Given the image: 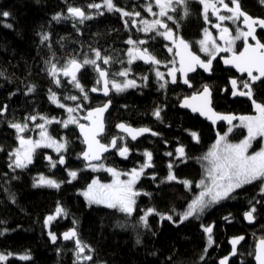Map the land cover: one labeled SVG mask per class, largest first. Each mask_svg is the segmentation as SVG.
<instances>
[{"label":"trees","instance_id":"1","mask_svg":"<svg viewBox=\"0 0 264 264\" xmlns=\"http://www.w3.org/2000/svg\"><path fill=\"white\" fill-rule=\"evenodd\" d=\"M103 1L0 0V13H10L6 18L0 17V73H3L0 75V109L7 106L2 111L4 114L0 113V232L3 233L0 235V253L12 254L0 264H218V260L230 252L229 239L237 236L245 239L237 257L229 264H254L255 243L264 239V194L260 192L259 181L235 190L233 198L215 204L198 219L190 217L180 223L179 215L199 191L196 183L203 175L201 158L227 129L223 125L214 129L198 116L180 109L179 104L183 98L199 93L204 85H208L215 111L238 117L256 115L252 100L231 97L230 81L236 79L239 90L247 91L242 87V82L247 79L224 69L220 59L228 54L219 53L210 77L198 71L188 78L191 89L180 83L177 74V83L168 81L161 89L163 82L154 75L152 64L146 65L139 60L128 64L127 41H147L140 47L148 48L162 64H169L174 59L173 51H168L170 43L156 32L141 31L129 16L88 7ZM113 3L124 11L139 12V19L148 17L143 0H113ZM239 5L246 14L264 19L261 0H239ZM69 6L81 8L92 18L80 23L68 14ZM174 7L176 11H168L173 20L166 16L164 21L178 38L189 44L193 52L207 61L209 57L199 52V41L206 27L202 5L197 0H189V15L186 17L183 5ZM101 12L103 15L99 14ZM57 15L61 18L54 20ZM8 24L12 27H7ZM45 34L49 39L42 42ZM257 37L264 43V32H258ZM242 46L241 38L236 41L235 51ZM94 50H99L101 57H111L109 64H104L102 59L97 60V64L108 72L109 79L114 76L122 79L115 73L130 68L131 78L143 81V77H147V80L124 92L111 90L110 96L102 99L90 92L91 88L98 87V72L92 65H85L77 75L84 94L69 83L70 77L58 74L56 78L61 84L56 85L48 71L51 64L61 68L73 58L78 62L92 59ZM252 91L253 99L264 104V79L252 85ZM52 93L56 94L57 104L49 98ZM85 93L87 100L83 98ZM69 96H77L78 99H66ZM106 100L111 101V105L105 116V134L100 140L109 144L114 137L123 139H118L116 150L105 155L101 163L127 172L145 163L146 151L152 153V167L145 168L136 183V191L141 194L136 197L135 211L131 216L116 209L89 205L79 194L94 177L103 182H108L111 177L106 171L86 169L87 165L80 160L84 147L76 124L67 128L63 126V121L68 118L65 107L76 109L73 113L79 122V117L87 110L103 105ZM157 108L161 110L160 119L153 115ZM33 116L36 122L40 117L54 118L47 129L56 141L67 142L66 150L61 154L65 159L63 165L58 163L60 157L57 158L52 150L37 148L33 163L26 169L9 167L13 159L10 153L18 147L17 132L9 124H31L34 121L30 117ZM120 122L149 128L158 135L130 142L116 132V125ZM192 132L198 135V142L190 135ZM26 135L30 136V133ZM245 136L244 128L234 127L227 140L237 143ZM124 145L129 148L127 158L120 156L118 151ZM181 146L185 157L178 158L176 149ZM260 146L258 139L251 151L258 150ZM53 162H57L56 167L51 166ZM170 163L177 181H166ZM69 171L77 172V178L71 183L68 182L71 179ZM41 174L62 182L60 188L34 187V180ZM183 180L191 181V185L186 188L178 182ZM58 205L65 214L46 225V218L55 214ZM253 207L256 209L254 223L247 226L243 215ZM150 208L160 215H149V227L145 228L139 218ZM168 215L173 217V221L161 219V216ZM202 225L213 227L211 246H208V234ZM70 228L75 229L77 238L89 246L79 261L74 241L63 242L60 237ZM49 232L56 234L55 243ZM138 239L140 243H137ZM20 255H28L30 259L21 260ZM83 255H91L92 260L84 261Z\"/></svg>","mask_w":264,"mask_h":264},{"label":"snow or ice","instance_id":"2","mask_svg":"<svg viewBox=\"0 0 264 264\" xmlns=\"http://www.w3.org/2000/svg\"><path fill=\"white\" fill-rule=\"evenodd\" d=\"M188 2L189 0H155L156 6L160 9L158 15L159 16H167L168 20H173L171 15H168V11H176L174 5H183L184 6V16L189 15L188 10ZM264 3V0H261ZM203 6V15L204 19L208 20L209 9L212 10V14L216 15L219 21L223 22L226 20H231L233 22L239 20L243 17V23L247 27V31L238 30L235 36H232L227 27H221L220 24L215 25V27L220 28V39L224 40L226 47H220L216 44V41L211 38L210 33L207 29L204 30L205 38L199 41L201 45V51L205 52L209 59L207 61L202 60L199 56L195 55L193 52L189 50V44L185 42L182 38L176 39L173 33V30L168 27V25L162 22L160 19L152 20L151 22L147 20H141L140 23L144 25L141 31L145 33L156 32L157 35L163 36L166 40H172L173 44L176 46L177 51L176 55L180 57L179 60V68L172 67L169 69L168 76L171 77V83H177V72L181 73L183 76V83L191 87V83L189 81L188 73L195 72L197 67L204 69L206 72L212 71V61L216 58V54L219 52H231L233 51V44L236 40L241 38L245 41L244 51L236 55L235 53L231 58L225 59L224 63L226 65L234 66L237 71L240 73H246L249 80L242 82L243 89H247V91L239 90L238 82L236 79H232L230 81L232 86V95L233 96H247L255 107L258 115L256 116H231V115H220L215 113L210 107L211 104V90L208 85L203 86V91L192 95L189 98H185L182 107L191 108L193 112H199L201 115L207 116L209 119L213 120V123L216 120H226L230 125L232 121L235 119H239L241 125L246 127L248 130V136L242 140L238 144L229 143L227 140V134L222 135L217 139L216 143L209 149V151L201 158L203 161H208V166L206 168L207 172V181L205 179H201L197 187L201 188L200 193L187 205L185 211L180 213V223H183L185 220H188L190 217L199 218L200 214H202L205 209L209 208L212 205L218 204L225 199L233 198L232 193L235 190L243 188L245 185H251L254 182H260V192L264 194V149H261L258 152L253 154H248V149L251 147V142L257 136L264 137V104L257 103L256 100L253 99V91L252 84L257 81H261L264 79V43H260L256 40V36L254 35L256 26L264 29V19H255L247 15L240 9L239 0H231V3L235 7H229L228 3H225V0H198ZM219 6H222L227 12L231 13V15H221ZM104 7H106L109 12H119L122 16H140L139 12H127L123 9L116 7L113 3V0H104ZM89 8L100 9L102 5L100 4H89ZM148 12H152V5L149 4L146 7ZM68 13L72 18H78L80 23H83L85 20L91 19L90 15H87L81 8L69 6L67 9ZM103 15V13H99ZM153 15H157L153 13ZM10 13L4 11L0 13V17H8ZM61 17L59 15L54 16V20H59ZM175 22V21H174ZM135 24V21H132ZM127 24V21H126ZM7 27H12L11 24L6 25ZM157 26L165 29L163 32L157 31ZM177 26H179L177 24ZM251 37L253 40H256V44L252 45L247 43L248 38ZM48 35L42 36V42L48 40ZM128 44L133 45V48L128 50V64L131 65L135 60H143L145 63H150L153 65H159L161 61H159L154 55H152L148 48H139L136 47L137 44L144 45L147 43L145 40L133 41L129 39L127 41ZM95 51V59H84L83 62H78L77 59H70L67 64L63 67L58 68L56 64H51L49 74L54 78V82L57 86H60L61 81L56 77L58 74L62 73L65 77H70L69 83H72L75 88L79 89L80 92H85L82 85L79 83L77 79V72L84 67L85 65H92L94 70L98 72L100 79L97 80V84L103 81V93L105 96L109 94V84H111V88L115 89L116 92H124L129 88L137 87V83L134 79H124L122 82L117 81L115 79H108V72L102 69L98 64L97 60H103L104 64H109L111 57H101V53L99 50ZM169 52L172 51L171 48L168 49ZM173 65L175 61H172ZM131 71L130 68H125L115 75L120 77H125L129 75ZM254 73H256L254 75ZM156 77L164 81V83L160 84V88L163 89L166 87L168 81L165 80L164 73H161L159 70L156 71ZM3 75V73H0ZM144 80H147V77H143ZM29 91H32L29 88ZM91 91H98L97 88H92ZM53 102H57L56 94L52 93L49 97ZM85 100L88 99L87 94L85 93ZM66 99L77 100V96H69ZM111 101L106 103L103 107H98L92 111L88 112L87 117L91 121L90 125L78 124L75 117L71 115L75 108H68L67 111L69 113V118L66 121H63V126L67 128L70 124H78L81 134L84 136V143L87 145V148L84 152H82V158L88 162L87 167H90L93 171H98L104 168L103 164L96 165L91 163L92 161L101 160L102 154L109 151V148H116L118 139H123L122 137H114L110 144L105 145L100 142L97 137L103 133L104 131V123H103V114L109 107ZM59 107H65L63 104H58ZM7 106H5L6 109ZM79 107V105L77 106ZM0 109V113L3 110ZM160 109L157 108L153 115L160 119ZM31 120H35L36 117H30ZM40 119L44 120L43 124L36 125L37 128L41 129L39 135V140L26 139L23 133L28 125L20 124V123H10L9 127L14 128L17 132V138L19 140V147L16 148L12 153H10V158L12 162L9 164V167L12 168L13 165L18 169H26L29 165L33 163L34 154L37 148L41 147H49L55 148L57 153H60L61 150H66L67 142L59 143L55 139H53L49 134L45 127L46 124H50L54 122L53 120H48L45 117H40ZM56 123H60V121H55ZM117 128L122 130L124 133H127L132 140H136L138 136L143 135L144 133L151 132L153 136L158 135L156 132H152L149 128H139L135 129L130 126H126L121 123L117 125ZM229 132L232 131L231 128L228 129ZM194 140L198 142V135L195 132L190 133ZM2 150V149H0ZM119 155L127 158L129 153V148L124 145L118 149ZM176 153L178 158L185 157V150L181 146L176 149ZM146 162L141 165L139 169H132L129 173H124L129 178L127 180H121L119 177L121 173L117 172L113 168H107L106 171L110 172L114 177V180L111 184H102L98 180H93L91 184L87 186V188L81 193L85 199L88 201L89 205H103L109 209H116L119 212L126 214L127 216H131L135 211L136 205V197L141 193L135 190V184L140 179L141 175L144 173V169L148 167H152V153L145 152ZM166 155L171 156L172 153H166ZM49 161H51V157H48ZM57 162H53L51 164L52 167H56ZM58 163L63 165L65 163L64 156L61 155ZM169 174L166 177L167 182L177 181V177L172 173V164L168 165ZM69 177L71 179L68 181L71 183L72 180L77 178L76 171H69ZM155 177H153L154 179ZM179 183L184 184L187 188L191 185V181L183 180L178 181ZM62 182H57L53 179L47 178L44 175H40L38 178L34 180V187H50L59 189ZM163 183V181H162ZM144 195H149L148 193H144ZM256 211L255 207L245 213V218L252 222L254 220L253 213ZM155 213L154 209H148L144 215L140 216L139 221L142 223L143 227L148 228V216ZM65 214V210L61 206H57L54 215H49L45 224H49L52 220L56 219L58 216ZM160 215L159 213H155ZM161 219H167L169 221H173V217L171 215L161 216ZM225 219H228L225 217ZM203 230L206 234H208V246L213 244L212 239V226H203ZM6 231V230H5ZM3 233L0 232V235ZM51 240L55 243L57 240V236L55 233H49ZM75 238V246L77 249L76 258L77 261L81 259V254L85 252V249L89 246L84 244L83 241L77 238V231L75 229H70L68 232L63 233L64 240H72ZM244 239L243 236L233 238L230 243L232 245V254L236 253L237 245ZM137 243H140L139 239ZM207 248L205 249V252ZM12 255L11 253L4 254L0 253V261H6L8 256ZM21 260H28L30 257L28 255H23L19 257ZM256 260L258 264H264V239H261L257 245L256 251ZM82 259L84 261H91V255H83ZM203 259V257H201ZM228 257H224L220 260V264H227Z\"/></svg>","mask_w":264,"mask_h":264},{"label":"rangeland","instance_id":"3","mask_svg":"<svg viewBox=\"0 0 264 264\" xmlns=\"http://www.w3.org/2000/svg\"><path fill=\"white\" fill-rule=\"evenodd\" d=\"M146 1V4H145V9H146V7H147V5H149V4H151L152 5V12H148L147 10V14L149 15V17H147V18H144V19H137L136 17L135 18H133L132 19V21H135V24L134 25H139L140 26V29H142L143 27H144V25L142 24V23H140V21L141 20H147V21H149V22H151L152 20H155V19H160L162 22H164V23H166V21H164V17H166V16H159L158 15V13H159V11H160V9L156 6V4H155V0H145ZM198 1V0H197ZM225 3H228L229 4V7H235L232 3H231V1L230 2H227L226 0H225ZM100 5H102V7H101V9H100V11H104V10H107L106 9V7H104L103 5H104V1L100 4ZM218 7H219V9H220V13L219 14H221V15H231V13H229V12H227L222 6H219L218 5ZM97 11H98V9H97ZM153 13H156L157 15H153ZM202 13H203V6H202ZM203 18H204V15H203ZM205 20V19H204ZM238 21L239 20H237V21H235V22H233V21H231V20H226V21H223V22H221V21H219V19L217 18V16L216 15H213L212 14V10L211 9H209V15H208V20L206 21L205 20V23H206V27H205V29H207L208 30V32L210 33V35H211V38L212 39H214L215 41H216V44L217 45H219L220 47H226V45H225V42H224V40H221L220 39V28H217V27H215V25H217V24H220L221 25V27H227L228 29H229V32L231 33V35L232 36H235L236 34H237V32H238V30H242L241 28H240V25H239V23H238ZM167 24V23H166ZM204 29V30H205ZM157 31H159V32H163V31H165V29H163V28H160L159 26H157ZM174 33V32H173ZM174 36H175V38L176 39H179L178 38V36H176L175 35V33H174ZM163 37V36H162ZM164 38V37H163ZM205 38V34H204V31H203V35H202V38L200 39V41L201 40H203ZM166 40V39H165ZM168 43H170V45H169V47L168 48H171L172 49V51H173V49L176 47L174 44H173V42H172V40H166ZM237 41V40H236ZM236 41H235V43L233 44V46H232V48H233V51H231V52H219V53H227V54H231V53H233L234 51H235V44H236ZM134 46L133 45H130L129 44V49L130 48H133ZM136 47H139V48H141L142 49V47H140V45L139 44H137L136 45ZM128 49V50H129ZM171 51V52H172ZM199 52L203 55V56H206V57H209L205 52H203V51H201V45L199 44ZM219 53H217L216 55H218ZM92 59H95V57L94 58H92ZM136 61V60H135ZM173 61H174V59H173ZM79 62H83V61H79ZM98 62V61H97ZM134 62V61H133ZM172 67H176V65L174 64L173 65V63H171V62H169V64H162L161 63V65L159 64V65H153L152 64V70H153V72H154V75L156 76V71L157 70H159L161 73H164V76H165V80L166 81H171V77L170 76H168V72H169V69H171ZM97 73V72H96ZM60 75H63L62 73H60ZM113 79H115V80H117V81H120V82H122L124 79H133V78H131L129 75L127 76V78H125V77H123L122 79H118V77H112ZM112 78H110V80H112ZM135 81H136V83H137V87L138 86H140L145 80L143 79V81L142 80H140V79H134ZM163 83H164V81H162ZM97 86H98V84H97ZM109 87H110V89L112 90V91H115V89H112L111 88V84H109ZM136 88V87H135ZM129 89H133V88H129ZM129 89H127V90H129ZM79 90V89H78ZM82 93V92H81ZM82 94H84V93H82ZM51 96V95H50ZM57 100V99H56ZM52 101V100H51ZM53 102V101H52ZM54 103H58V102H54ZM71 106H67V107H65L66 108V110L68 109V108H70ZM71 108H74V107H71ZM67 115H68V118H69V113H68V111H67ZM71 115L73 116V117H75L74 116V113H71ZM256 115H258V113H256ZM256 115H253V116H256ZM68 118H67V120H68ZM76 118V120H77V117H75ZM39 120V121H38ZM37 121L38 122H36V121H34V122H32L31 124H29V123H24V124H27L28 125V127H27V129L24 131V133L25 132H31L32 130H34L35 131V133H34V135L33 136H29V137H27L26 139H32V140H39L40 139V135H39V133H40V131H41V129H39V128H37L36 127V125H38V124H43L44 123V120H42V119H38ZM77 122H78V120H77ZM23 125V124H22ZM47 125L48 124H46L45 125V127H46V129H47ZM234 127H242V128H244L245 130H246V136L242 139V140H244L247 136H248V130H247V128L246 127H244V126H242L241 125V122H240V120L238 119V121L235 123V125L234 126H231V127H229V128H231L232 130H233V128ZM229 128H227L226 129V131L225 132H223L222 134H220L219 135V137L220 136H222V135H225V134H227V138H228V135L231 133V132H229L228 131V129ZM47 131H48V129H47ZM48 134H49V132H48ZM50 135V134H49ZM51 136V135H50ZM219 137L217 138V139H219ZM18 139V138H17ZM258 139H260V142H261V146H260V148L258 149V150H256V151H251V148H252V146H253V144H254V142L256 141V140H258ZM241 140V141H242ZM217 141V140H216ZM240 141V142H241ZM57 142H59V143H64L63 142V140H61V141H57ZM240 142H237V143H233V144H238V143H240ZM216 143V142H215ZM214 143V144H215ZM213 144V145H214ZM212 145V146H213ZM211 146V147H212ZM211 147L209 148V149H211ZM18 148V147H17ZM41 148H46V149H50V150H52V152L57 156V158L58 157H60L61 156V154H62V151L63 150H61V152L60 153H57L56 151H55V148L53 147V148H49V147H41ZM261 149H264V137H260V136H257L254 140H252V142H251V147L248 149V154H253V153H255V152H258V151H260ZM209 151V150H208ZM207 151V152H208ZM13 159H14V157H13ZM100 164H103V163H97L96 165H100ZM104 165V168L103 169H100V170H98V171H106L105 169H107V168H111V167H108V166H106L105 164H103ZM14 166V165H13ZM207 166H208V161H203L202 162V170H203V175H202V178L201 179H205V181H206V183H208L209 181H207V179H206V177H207V172H206V168H207ZM141 166H139V167H137V168H135V169H139ZM86 169H89V170H92L90 167H87L86 166ZM134 169V168H133ZM116 170V169H115ZM132 170V169H131ZM131 170L130 171H127V172H122V171H118V170H116L117 172H119V173H121V175H120V179L121 180H127L129 177L127 176V175H124V173H129V172H131ZM93 171V170H92ZM95 172H97V171H95ZM106 172H108V171H106ZM109 173V175H110V177H111V179L108 181V182H103V181H101V180H99V178L98 177H94L92 180H91V182L89 183V184H91L92 183V181L93 180H98L100 183H102V184H111L112 182H113V180H114V177L112 176V174L110 173V172H108ZM143 176V174L141 175V177ZM39 176H37V178H38ZM140 177V178H141ZM71 178V177H70ZM200 179V180H201ZM199 180V181H200ZM199 181L196 183V188H198L199 189V191H198V193H196L194 196H193V199L200 193V191H201V188L200 187H197V185L199 184ZM87 188V187H86ZM85 188V189H86ZM85 189H83V190H80L79 191V194L84 198V200L87 202V204H89L88 203V201L85 199V197L81 194ZM135 190H136V184H135ZM192 199V200H193ZM92 205H95V204H92ZM96 206H101V207H104L103 205H96ZM214 205H212V206H210L209 208H207V209H205V211L206 210H208V209H210L211 207H213ZM106 208V207H105ZM204 211V212H205ZM146 212V211H145ZM203 212V213H204ZM202 213V214H203ZM145 214V213H144ZM143 214V215H144ZM202 214H200V215H202ZM50 233V232H49ZM50 236V235H49ZM51 238V237H50ZM20 256H23V255H20ZM20 256H18V257H20Z\"/></svg>","mask_w":264,"mask_h":264},{"label":"water","instance_id":"4","mask_svg":"<svg viewBox=\"0 0 264 264\" xmlns=\"http://www.w3.org/2000/svg\"><path fill=\"white\" fill-rule=\"evenodd\" d=\"M262 6L264 7V3H262ZM68 14H69V13H68ZM69 15H70V14H69ZM247 15H248V14H247ZM249 16H250V15H249ZM250 17H252V16H250ZM252 18H255V17H252ZM76 19L79 20L78 18H76ZM255 19H261V18H255ZM240 28H241L243 31H247V27H246V25L243 23V17L240 18ZM258 32H264V29L260 28L259 26H256V30H255V33H254V35L256 36V40H258V37H257V33H258ZM242 40H243V46H242V48H241L239 51H235V52H233V53H231V54H229V55H226V56L221 57L220 62H221V65H222V67H223L224 69H226V70H231V71H233L238 77H245L247 80H249V78H248V76H247L246 73H240L239 71H237V69H236L234 66H232V65H226V64L224 63V60H225V59H228V58H231L232 55H233L234 53H235L236 55H239V53H241V52L244 51L245 41H244L243 38H242ZM256 40H253L251 37H249L247 43L252 44V45H255V44H256ZM258 41H259V40H258ZM259 42H260V41H259ZM260 43H261V42H260ZM189 50H190L191 52H193V51L191 50L190 46H189ZM176 51H177V48H174V51H173V57H174V59L176 60V63H175V64H176L177 68H179V66H180V65H179L180 57L176 55ZM193 53H194L195 55L199 56L197 53H195V52H193ZM216 56H217V55H216ZM199 57L203 60V58H202L201 56H199ZM215 59H216V58H215ZM215 59H214V60H215ZM138 60H139V59H138ZM214 60L212 61V65H213ZM139 61H140L141 63H143V64L150 65V63H145L143 60H139ZM81 70H82V68L77 72V75L79 74V72H80ZM104 70H105V69H104ZM198 71L204 73L207 77H210V76H211V72H210V73H209V72H206L204 69H202V68H200V67H197V69H196L195 72H190V73H188V77H187V78H189V77H191V76H194ZM255 74H256V73H254V75H255ZM177 75H178V78H179V80H180V83H181L182 85H184V86H188V85H185V84L183 83V76L181 75V73L177 72ZM98 77H99V74H98ZM99 79H100V77H99ZM108 79H109V78H108ZM262 80H263V79H262ZM262 80H261V81H262ZM261 81H257V82H255V83L252 84V85H256V84H258V83L261 82ZM188 87H189V86H188ZM93 88H94V87H93ZM95 88H97L98 91L93 92V91H91L92 88L90 89V92H91V94H92L93 96H95V97H99V98H102V99H107V98L110 96V92H111L110 87H109L110 91H109V94H108L107 96H105L104 93H103V81H101V83H99L98 87H95ZM189 89H191V87H189ZM202 91H203V89H202L200 92H202ZM231 92H232V86H231ZM191 96H192V95H191ZM191 96H188V97H185V98H189V97H191ZM231 97H232L233 99H235V98H248L247 96H233L232 93H231ZM185 98H183V99L181 100V102H180V104H179V108L182 109V110H184V111L189 112L191 115L198 116L202 121H206V122H207L209 125H211L214 129H217V127H218L219 125H223L224 127L228 128V127L233 126V125L238 121V119L233 120L231 125H230L226 120H216V122L213 123V120H212V119H209L207 116L201 115L199 112H193V111L191 110V108L182 107L181 104L183 103V101H184ZM210 99H211L210 107L212 108V110H213L215 113L220 114V115H231V116H236V115L231 114V113L217 112V111H215V110L213 109V107H212V91H211V97H210ZM108 102H109V100H106V101L104 102L103 105H101V106H97V107H95V108H92V109L87 110V111L84 113V115H82V116L79 117V122H78V124L90 125L91 121H89L88 119H85V117H87V115H88V112H89V111H92V110H94V109H96V108H98V107H103V106H104L106 103H108ZM110 105H111V103L109 104V107L107 108V110H106V111L104 112V114H103L104 131H103V133H101V134L97 137V139H99V140H100V138L105 134V116H106V114H107V112H108V110H109V108H110ZM2 114H4V112H2ZM236 117H238V116H236ZM121 123H123V122H120V123H118V124H121ZM78 124H76V131H77V134H78V136L80 137V139H81V141H82V144H83V147H84V149H83L82 152H84V151L86 150V148H87V145L84 143V136L81 134V131H80V128H79ZM118 124H117V125H118ZM123 124H125V123H123ZM117 125H116V128H115V129H116V132H117L118 134H120V135L126 137L130 142H137L140 138H142V137H144V136L152 135L151 132H148V133H144V134L141 135V136H138L136 140H132L131 137H130L127 133H124L122 130H120L119 128H117ZM125 125H126V126H130V127H132V128H135V129L145 128V127H134V126H131V125H128V124H125ZM100 142H101V140H100ZM110 142H111V141H110ZM110 142H109V144H110ZM101 143H102V142H101ZM102 144H105V143H102ZM105 145H108V144H105ZM19 146H20V145H19ZM115 150H116V148H111V147H110L108 152H105V153L102 154L101 160H99V161H92L91 163H93V164L101 163L105 155H107V154H109V153H112V152L115 151ZM81 154H82V153H81ZM81 154H80V160H81L82 162H84L85 165H87L88 162H86V161L82 158ZM145 162H146V159H145ZM148 168H151V167H148ZM243 219H244V222H245V224H246L247 226H251V225H253V223H254V220H253L252 222H249V221L245 218V214L243 215ZM70 229H73V228H70ZM70 229L64 231L63 233L68 232ZM63 233H61V235H60L61 240H62L63 242L74 241V243H75V238L72 239V240H64V239H63ZM237 237H240V236H237ZM243 237H244V236H243ZM233 238H235V237H233ZM233 238H230L229 241H228V244H229V246H230V252H229V254H227L226 256H224V257H228V262H227V264H229L230 261H231L232 259H234V258L237 257L238 249H239V247L241 246V244L243 243V241H244V239H245V237H244V239H243V240L237 245V247H236V253L233 255V254H232V245H231V243H230V241H231ZM260 240H261V239L257 240L256 243H255V246H254V255H253V261H254V264H258V262H257V260H256L255 257H256L257 245H258V243H259ZM224 257H223V258H224ZM223 258H221V259H223ZM221 259L218 260V264H220V260H221Z\"/></svg>","mask_w":264,"mask_h":264},{"label":"flooded vegetation","instance_id":"5","mask_svg":"<svg viewBox=\"0 0 264 264\" xmlns=\"http://www.w3.org/2000/svg\"><path fill=\"white\" fill-rule=\"evenodd\" d=\"M144 1V8H145V4H146V1L145 0H143ZM227 1V0H226ZM228 2V1H227ZM145 12L147 13V11H146V9H145ZM148 15V14H147ZM131 19H133V18H137V19H139V17L138 16H129ZM148 17H149V15H148ZM238 23H239V25H240V19H239V21H238ZM176 65V64H175ZM176 68H177V66H176ZM34 133H35V131L34 130H32L31 132H30V137L31 136H33L34 135ZM27 134V132H23V133H21L20 135H23L25 138H27V137H29L28 135H26ZM17 142H18V147H19V140L17 139Z\"/></svg>","mask_w":264,"mask_h":264},{"label":"bare ground","instance_id":"6","mask_svg":"<svg viewBox=\"0 0 264 264\" xmlns=\"http://www.w3.org/2000/svg\"><path fill=\"white\" fill-rule=\"evenodd\" d=\"M118 61H119V60H118ZM123 61H124V60H123ZM112 63H114V62L112 61ZM121 67L123 68V65H122ZM121 67H120V68H121ZM114 69H115V67H114ZM112 70H113V69H112ZM117 70H118V69H117ZM116 72H117V71H116ZM84 165H85V164H84ZM253 253H254V252H253Z\"/></svg>","mask_w":264,"mask_h":264}]
</instances>
